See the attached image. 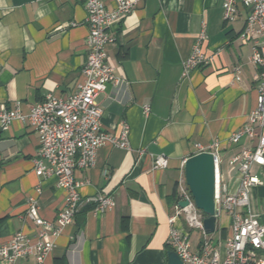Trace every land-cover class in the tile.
<instances>
[{"label":"crops","instance_id":"0c3cea01","mask_svg":"<svg viewBox=\"0 0 264 264\" xmlns=\"http://www.w3.org/2000/svg\"><path fill=\"white\" fill-rule=\"evenodd\" d=\"M102 1L109 9L119 3ZM86 17V0H0V108L21 102L27 112L49 94L68 97L78 89L89 55ZM246 17L242 9L235 21H225L223 0H135L132 13L111 24L107 51L120 82L97 102L104 131L118 135L128 124L130 148L106 143L93 166L76 171L79 212L44 264L168 262L169 219L187 184L185 160L199 153L198 144L209 150L219 139V171L227 180L236 170L230 158L257 141H228L257 105L261 67L249 61L251 44L239 37ZM202 31L203 50L215 58L184 75ZM39 147L28 121L0 126V242L35 231L26 217L30 198L45 220H54L64 204L56 177L34 170ZM159 156L167 158L166 167H155ZM251 171L260 182L251 188L250 209L264 223V166ZM101 196L112 197L114 208L99 211ZM180 224L189 230L183 218ZM0 264L38 263L26 257Z\"/></svg>","mask_w":264,"mask_h":264},{"label":"built area","instance_id":"2783aa9c","mask_svg":"<svg viewBox=\"0 0 264 264\" xmlns=\"http://www.w3.org/2000/svg\"><path fill=\"white\" fill-rule=\"evenodd\" d=\"M134 6L135 0H119L113 9L107 8L102 0H86L89 55L83 67L84 79L78 89L68 97L49 94L27 112L22 109L21 102L14 108H0L2 130H8L15 120H21L28 121L38 133L40 147L34 159V170L39 176H55L57 187L65 191L64 204L54 220L42 218L37 201L30 198L26 217L34 222L35 231L32 234L16 232L6 241L0 242V261L15 262L20 258L33 257L38 264H44L64 227L73 223L79 212L82 183L77 180L76 171L93 166L99 148L106 143L130 148L128 124H124L118 135L103 130V108L97 102V97L109 85L120 82L115 74L116 66L107 51V45L114 40L109 28L115 21L131 14ZM242 9L247 10V17L239 37L251 44L248 59L261 67V71L256 76L257 105L228 141L238 143L243 138L257 141L252 146L243 147L240 153L230 158L229 164L236 170L227 180L220 176L219 171L222 162L221 140L215 139L209 150L197 145L199 152H211L218 166L219 189L215 202L219 228L216 225L215 232L219 235L215 239L213 233H206V215L196 207L187 184L183 182L180 186V201L188 200L189 204L185 207L179 203L176 205V213L169 219L171 230L168 245L184 264H264V258L258 256L259 252L264 253V223L250 209L251 188L260 182L252 174V166H264V0H223V19L235 21ZM206 39L207 35L202 31L185 61L184 75L214 60L215 53L203 50ZM236 80H240V76L237 75ZM167 165V158H156V168ZM98 201L99 211L115 206L110 196H101ZM182 218L189 230L198 229L203 234L195 249L190 242V231L180 224ZM223 229H227L225 235Z\"/></svg>","mask_w":264,"mask_h":264},{"label":"water","instance_id":"95a60500","mask_svg":"<svg viewBox=\"0 0 264 264\" xmlns=\"http://www.w3.org/2000/svg\"><path fill=\"white\" fill-rule=\"evenodd\" d=\"M184 172L187 186L198 209L202 210L204 228L211 234L216 230L217 208L215 198L219 189V171L214 162V155L209 151H202L191 155L185 160ZM189 204L188 200L179 201L181 207ZM166 264H184L180 256L174 251L168 252Z\"/></svg>","mask_w":264,"mask_h":264},{"label":"rangeland","instance_id":"374dc122","mask_svg":"<svg viewBox=\"0 0 264 264\" xmlns=\"http://www.w3.org/2000/svg\"><path fill=\"white\" fill-rule=\"evenodd\" d=\"M222 155V153H221ZM213 237L216 239L218 237V233L217 231L214 232L213 234ZM203 237V234L201 231H199L198 229H192L191 230V235H190V242L191 244L193 245V248L196 247L198 241Z\"/></svg>","mask_w":264,"mask_h":264}]
</instances>
